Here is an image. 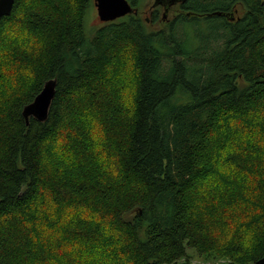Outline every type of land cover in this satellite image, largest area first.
I'll list each match as a JSON object with an SVG mask.
<instances>
[{
    "label": "trees",
    "instance_id": "obj_1",
    "mask_svg": "<svg viewBox=\"0 0 264 264\" xmlns=\"http://www.w3.org/2000/svg\"><path fill=\"white\" fill-rule=\"evenodd\" d=\"M90 5L14 0L0 20V264H255L264 0H187L166 33L134 15L88 32Z\"/></svg>",
    "mask_w": 264,
    "mask_h": 264
},
{
    "label": "water",
    "instance_id": "obj_2",
    "mask_svg": "<svg viewBox=\"0 0 264 264\" xmlns=\"http://www.w3.org/2000/svg\"><path fill=\"white\" fill-rule=\"evenodd\" d=\"M186 1L187 0H154L152 8L162 6L164 15H166L169 7ZM13 4L14 0H0V20L10 14ZM95 7L97 9L98 18L100 22L103 23L113 22L127 15L135 14L136 12L128 0H95ZM54 91L55 81L46 82L33 102L23 108L22 116L26 124L30 118L38 122H44L46 120ZM255 264H264V258Z\"/></svg>",
    "mask_w": 264,
    "mask_h": 264
},
{
    "label": "rangeland",
    "instance_id": "obj_3",
    "mask_svg": "<svg viewBox=\"0 0 264 264\" xmlns=\"http://www.w3.org/2000/svg\"><path fill=\"white\" fill-rule=\"evenodd\" d=\"M153 3H154V0H135L133 4L130 3L132 8L136 11L135 14H131V15H134V17H137L138 19L143 20L146 23L145 27H146V30L148 31H161L164 33L168 25L171 24L173 20L175 21L180 16L185 14L181 10V7H180L181 5H177L169 12L167 20L163 21L162 20L163 11L161 9L159 13L160 20H157L154 23L152 22L153 19H152V14H151V7ZM128 16L129 15L122 17L120 19H117L111 23H118L119 21H121L122 19ZM102 24H106V23L100 22L98 15H97V9L95 7V0H91V5L87 11L86 18H85V28L88 32H93V30L99 28ZM180 32H179V36H181ZM186 254H188L191 264H229L227 260L220 259L213 254L199 255L192 249H187ZM96 264H108V262L101 261L99 263V261H97Z\"/></svg>",
    "mask_w": 264,
    "mask_h": 264
},
{
    "label": "flooded vegetation",
    "instance_id": "obj_4",
    "mask_svg": "<svg viewBox=\"0 0 264 264\" xmlns=\"http://www.w3.org/2000/svg\"><path fill=\"white\" fill-rule=\"evenodd\" d=\"M177 5H180V3H177L176 5H172L171 7H169V10H168V12H167V16L166 15H164V9H163V7H161V9H162V11H163V16H162V20L163 21H166L167 20V17H168V14H169V12L174 8V7H176ZM151 11H152V8H151Z\"/></svg>",
    "mask_w": 264,
    "mask_h": 264
}]
</instances>
